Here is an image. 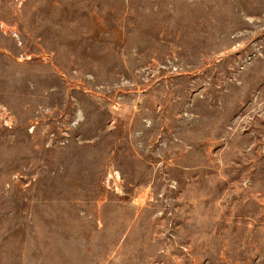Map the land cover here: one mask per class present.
Segmentation results:
<instances>
[{
  "label": "rangeland",
  "instance_id": "rangeland-1",
  "mask_svg": "<svg viewBox=\"0 0 264 264\" xmlns=\"http://www.w3.org/2000/svg\"><path fill=\"white\" fill-rule=\"evenodd\" d=\"M0 264H264V0H0Z\"/></svg>",
  "mask_w": 264,
  "mask_h": 264
},
{
  "label": "built area",
  "instance_id": "built-area-1",
  "mask_svg": "<svg viewBox=\"0 0 264 264\" xmlns=\"http://www.w3.org/2000/svg\"><path fill=\"white\" fill-rule=\"evenodd\" d=\"M8 123H6V125H7Z\"/></svg>",
  "mask_w": 264,
  "mask_h": 264
}]
</instances>
